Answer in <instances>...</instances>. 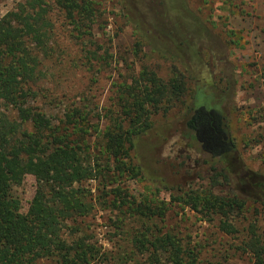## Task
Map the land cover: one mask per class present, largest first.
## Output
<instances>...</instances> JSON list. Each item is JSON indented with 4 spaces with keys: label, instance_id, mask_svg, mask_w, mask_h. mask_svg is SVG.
Masks as SVG:
<instances>
[{
    "label": "trees",
    "instance_id": "trees-1",
    "mask_svg": "<svg viewBox=\"0 0 264 264\" xmlns=\"http://www.w3.org/2000/svg\"><path fill=\"white\" fill-rule=\"evenodd\" d=\"M143 2L155 20L172 24L184 42L198 37L195 17L181 0ZM120 4L135 31L136 46L152 47L154 30L131 0ZM53 10L71 27L70 36L80 44L94 45L90 39L96 16L93 0H20L0 17V264H36L42 259L49 264H196L195 247L170 232L151 235L145 226L163 215L164 205L152 206L146 199L128 201L119 186L122 180L140 177L141 168L131 154L150 130V116L180 97L184 77L172 71V77L162 82L143 71L139 81L124 87L102 115L85 109L83 101L58 103L41 89L42 64L50 57ZM93 51L80 48L86 63L98 59ZM200 92L210 96L209 103L197 102ZM225 95V91L212 95L196 86L182 122V138L189 142L185 147L196 150L202 159L199 168L211 173L209 188L199 192L181 191L177 185L162 188L174 190L172 202L217 217V230L232 236L237 233L228 222L233 214H244L252 206L261 207L264 215V176L247 170L235 154L222 107ZM91 118L103 119L106 125L99 129ZM26 176L34 179L35 190L26 213L21 214L12 190ZM86 182L97 183L102 207L122 209L139 220L141 232L126 241L128 253H103L87 235L84 220L94 204L91 192L82 185ZM243 233L239 248L248 255L249 264H264V235L256 222L247 224ZM137 255H145L146 262L137 260Z\"/></svg>",
    "mask_w": 264,
    "mask_h": 264
},
{
    "label": "rangeland",
    "instance_id": "rangeland-1",
    "mask_svg": "<svg viewBox=\"0 0 264 264\" xmlns=\"http://www.w3.org/2000/svg\"><path fill=\"white\" fill-rule=\"evenodd\" d=\"M93 1L96 9L90 28L93 46L76 41L61 14L55 10L50 13V57L41 68L42 91L64 105L83 101L85 109L102 115L112 107L124 87L139 81L143 71L153 73L162 82H167L173 72L181 74L185 81L182 94L150 116V130L136 143L131 157L139 164L141 175L137 180L121 181L122 197L135 203L146 199L152 206L163 204V215H156L145 226L150 227L151 235L170 232L195 247L196 264H249L239 242L244 227L252 222H256L264 235L261 207L251 206L244 214H233L228 222L237 233L226 236L216 228L217 217L202 216L172 202L174 190L162 187L177 185L181 191L198 192L209 188L211 173L205 167L199 168L201 157L196 150L186 148L189 142L182 138L185 106L196 86L212 95L225 91L222 107L227 114L235 154L247 170L264 176V0H181L197 23L198 37L187 43L175 33L172 24L155 20L144 0H131L144 22L156 33L152 47L144 42L141 47L136 46V34L127 22L121 0ZM18 2L0 0V17ZM81 47L94 50L98 59L86 63ZM196 96L199 104L210 101V96L202 92ZM90 123L99 129L106 125L103 119L91 118ZM93 141V137L88 140L89 144ZM82 185L91 192L94 204L92 213L84 220L87 235L103 253H128L126 241L141 232L139 220L122 213V209L102 207L96 182ZM34 190L31 176L24 177L12 190L21 214L26 213ZM136 257L146 262L145 255ZM36 264L49 263L42 259Z\"/></svg>",
    "mask_w": 264,
    "mask_h": 264
}]
</instances>
